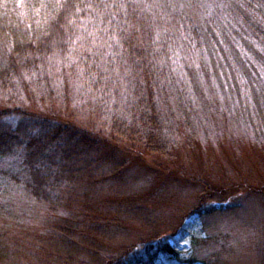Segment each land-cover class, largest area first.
Here are the masks:
<instances>
[{"label": "trees", "instance_id": "1", "mask_svg": "<svg viewBox=\"0 0 264 264\" xmlns=\"http://www.w3.org/2000/svg\"><path fill=\"white\" fill-rule=\"evenodd\" d=\"M221 4L23 0L20 7L18 0H0V160L14 159L19 171H5L9 179L59 215L52 224L60 240L51 246L64 249L65 262L154 264L160 255L177 257L169 243L157 240L159 230L116 253L106 254L102 244L118 232L155 224L150 221L163 210L155 205L164 189L160 179L173 172L180 176L176 145L193 150L197 132L213 127V118L218 122L213 108L234 107L238 116L264 107V63H254L264 56V0ZM185 7L201 10L200 22L187 18ZM178 14L187 27L180 37L189 39L183 59L175 46L176 59L168 48L164 54L157 37L161 28L170 30L163 21ZM93 39L99 48L91 45ZM254 46L260 53L250 52ZM219 74L228 84L230 101L224 103L214 96L223 87L201 93L195 85L198 80L205 87L211 76L218 87ZM121 144L139 158H154L148 168L160 179L146 192L130 188L116 148ZM186 177L185 186L198 198L187 212L207 215L213 208L205 206L206 199L221 207L210 189ZM121 186L126 194L114 190ZM136 247L142 249L129 250ZM258 262L264 264V258Z\"/></svg>", "mask_w": 264, "mask_h": 264}, {"label": "rangeland", "instance_id": "2", "mask_svg": "<svg viewBox=\"0 0 264 264\" xmlns=\"http://www.w3.org/2000/svg\"><path fill=\"white\" fill-rule=\"evenodd\" d=\"M219 1L221 4V0ZM22 3L23 0H18V6L21 7ZM207 3L204 1L205 5ZM144 9L146 12V7ZM184 10L188 13L187 18L200 22L201 10L197 7L195 10L185 7ZM31 17L33 16L25 14L26 20L31 21ZM232 20L235 26L241 27L239 20ZM180 21L179 14L171 15L167 21H163V27L171 26L170 30L161 28V35L157 36L164 46V54H168V48L174 59L173 46L177 48L182 59L189 47L186 42L189 39L180 37L181 31L185 29L187 32L186 25ZM222 31L227 36V31ZM85 41L82 38L80 43L84 45ZM92 41L91 45L99 48L98 40ZM250 52L260 53L255 46L250 48ZM75 58L73 55L74 60ZM74 60H68L67 66ZM246 63L248 66L253 65L249 59ZM254 63H264V56L261 62L254 60ZM253 67L256 68L254 65ZM215 78L218 87L210 76L205 78V87L198 80L195 82L199 86L197 90L203 93L223 87V92L214 96L223 103L224 100L230 101L226 94L228 84L225 77L219 74ZM260 95L262 93L257 94L258 102ZM31 108L37 110V107ZM233 108H213L212 114L217 115L218 127L213 118V127L203 133L197 132L195 145H188L193 150L181 144L176 145L178 160L174 162V168L179 170L180 176L173 172L165 174L162 180L159 174L148 168L154 158H139L135 153H129L123 144L121 148L116 147L125 160L128 184L131 183L132 191L146 192L160 179L164 189L162 197L155 198V205L162 206L163 210L160 217L150 221L155 224L118 232L115 240L105 241L102 246L106 248V254L116 253L120 246H127L132 242L149 240L152 237L150 234L159 230L156 234L160 235L157 240L169 243L178 256L174 258L160 255L154 264H259L258 258H264V107H253L246 113L238 114L241 115V120ZM13 161L11 158L0 160V264H76L75 261L65 262V257L61 255L64 249L51 246L57 239L60 240L56 236L60 233L52 224L59 215L51 213L45 205L26 196L22 188L6 175L5 171H19L11 164ZM186 176L196 179V186L201 187L202 183L210 189L211 198L216 196L221 201V207L219 203L206 199L203 201L205 206L213 208L207 215L198 217L187 212L198 198L195 190L185 186ZM167 178L169 180L166 183ZM121 187L114 190L116 193L126 194L127 187ZM134 249L142 248L129 250ZM113 257L111 255L112 259Z\"/></svg>", "mask_w": 264, "mask_h": 264}]
</instances>
